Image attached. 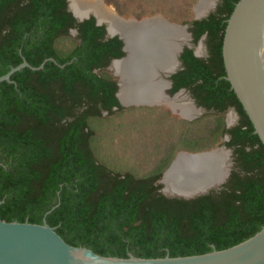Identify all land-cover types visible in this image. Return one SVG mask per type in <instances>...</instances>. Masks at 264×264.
Returning <instances> with one entry per match:
<instances>
[{
	"label": "trees",
	"instance_id": "trees-1",
	"mask_svg": "<svg viewBox=\"0 0 264 264\" xmlns=\"http://www.w3.org/2000/svg\"><path fill=\"white\" fill-rule=\"evenodd\" d=\"M222 0L191 21L194 42L207 36L209 55L182 54L171 93L186 88L198 106L235 109L238 124L218 126L234 166L218 190L169 198L159 171L146 177L110 169L95 155L90 120L125 109L116 79L100 75L126 54L95 17L78 22L67 0H0V218L47 222L71 246L105 257L146 259L202 255L238 245L264 227V144L227 80L224 36L236 4ZM77 31L79 44L60 54L56 41Z\"/></svg>",
	"mask_w": 264,
	"mask_h": 264
},
{
	"label": "water",
	"instance_id": "water-1",
	"mask_svg": "<svg viewBox=\"0 0 264 264\" xmlns=\"http://www.w3.org/2000/svg\"><path fill=\"white\" fill-rule=\"evenodd\" d=\"M67 1L69 10L78 22L95 17L97 25L106 27L107 38L119 37L123 41V50L126 55L121 59H114L110 68L118 84L117 98L124 107L146 105L145 102L138 99L130 100L127 103L123 102L121 98L123 81L121 76L114 74L113 71L114 64L129 61V43L137 49L138 53H145L144 47L153 42V35L156 32L152 25L157 20L168 28L182 30L188 37L186 41L179 44L176 51V66L168 72L159 71L158 75L168 85L163 93L168 99L170 98L165 92L171 87L168 78L176 73L179 66V55L184 47L186 45L192 47L193 45L191 34L188 31L189 26L171 23L162 18L161 15L141 20L124 19L118 15L122 22L128 26L125 27L128 31L110 32L108 23L100 21L95 13L86 12L84 15H77L71 7V0ZM207 14L208 11L197 15L196 19H202ZM71 32L77 34L76 30ZM164 36L166 35L160 36L161 40ZM204 38L199 41L201 45ZM195 54L201 57L197 49ZM223 58L227 80L231 83L255 127V132L264 144V0H240L236 4L228 20L224 36ZM27 67L39 70L44 67V64L39 68H34L25 60L20 66L11 69L9 73L0 77V84L4 81L12 83L11 76ZM183 93H185V89L176 96ZM190 101L191 105L196 108L194 101L192 99ZM195 115L187 118L193 119ZM221 151L227 154L228 165V171L222 180L190 193L167 191L165 180L170 173L176 171L179 165L180 152L160 180V183L163 184L161 192L169 198L193 199L206 195L223 185L231 174V149H214L189 154L209 157ZM59 205L60 203L52 211ZM52 211L46 214L43 224H33L29 221L25 223L6 222L0 218V264H264V227L256 235L238 245L220 251L215 249L213 252L202 255L173 258L168 254L164 258L154 259L139 258L132 254L128 258L105 257L86 247H75L68 244L57 233L56 228L51 227L47 222V216Z\"/></svg>",
	"mask_w": 264,
	"mask_h": 264
},
{
	"label": "rangeland",
	"instance_id": "rangeland-1",
	"mask_svg": "<svg viewBox=\"0 0 264 264\" xmlns=\"http://www.w3.org/2000/svg\"><path fill=\"white\" fill-rule=\"evenodd\" d=\"M101 1L124 19L141 20L161 15L171 23L188 26L198 15L196 7L202 0ZM202 43L193 48L201 56H206ZM77 44V34L71 32L59 38L55 47L60 54L66 55ZM98 73L116 79L110 66ZM183 97L190 101L185 93L177 96ZM195 111V117L188 119L163 105L146 104L125 107L112 116L91 119L90 127L95 133L92 149L96 157L112 170L131 172L136 177H146L159 171L164 174L180 152L201 153L226 148V137L220 136L218 126L223 122L226 127H232L239 121L233 109L224 114Z\"/></svg>",
	"mask_w": 264,
	"mask_h": 264
},
{
	"label": "bare ground",
	"instance_id": "bare-ground-1",
	"mask_svg": "<svg viewBox=\"0 0 264 264\" xmlns=\"http://www.w3.org/2000/svg\"><path fill=\"white\" fill-rule=\"evenodd\" d=\"M213 2L214 0H202L196 7V13L204 14ZM71 7L77 15L95 13L100 21L108 23L110 32L128 31L125 28L128 26L101 0H71ZM152 27L156 33L153 35V42L144 47L145 53H138L129 43V61L113 65L114 74L120 75L123 81L121 98L125 103L138 99L148 105H163L182 117L193 116L196 111L185 97L176 96L170 100L164 95L163 91L168 85L158 76L159 71L168 72L176 66V51L188 36L182 30L168 28L158 20ZM162 35L166 36L161 40ZM227 168L225 152L214 153L209 157L181 152L176 171L170 173L165 180L166 189L183 193L200 190L222 180Z\"/></svg>",
	"mask_w": 264,
	"mask_h": 264
},
{
	"label": "flooded vegetation",
	"instance_id": "flooded-vegetation-1",
	"mask_svg": "<svg viewBox=\"0 0 264 264\" xmlns=\"http://www.w3.org/2000/svg\"><path fill=\"white\" fill-rule=\"evenodd\" d=\"M222 3V0H214V2H213V4L210 6V8L207 10L208 11V14L204 17V18H202V19H205V18H207V17H209L210 16V14H212V13H214L217 9H218V7H219V5ZM206 11V12H207ZM202 19H194V20H202ZM193 20V21H194ZM189 27H188V31H189V33L191 34V37H192V41H191V43L193 44L192 45V47H189V46H185L184 47V49H183V51L181 52V54L179 55V66H178V69H177V71H176V73H174L173 75H171L169 78H168V80L171 82V87L170 88H168V89H166V93H167V95H169L170 96V100H172V99H174V97L181 91V90H183V89H185V94L187 95V97H188V99L190 100V99H192L193 101H194V103H195V105H196V108H195V110H197V111H200V110H202V111H207V112H212V111H208V110H206V108H204V107H202V106H198L197 104H196V101H195V99L192 97V94L190 93V91L189 90H187L186 88H181V89H179L177 92H174V93H171V91L173 90V88H174V86L176 85V82L174 81V79H173V76L174 75H176V74H178V72H180L183 68H184V60L182 59V54L184 53V50L186 49V48H190V49H193V52H194V55L196 56V54H195V50L196 49H194L193 47H194V45H198L199 44V41L203 38V37H205L204 38V40H203V42H204V49L206 48V51H207V54H206V56H201L200 58H206V57H208V55H209V46H208V43H207V36L206 35H204V36H202L201 38H200V40L197 42V43H195L194 42V37H193V34H192V32H190V28L192 27V24L190 23L189 25H188ZM196 57H199V56H196ZM160 78V77H159ZM161 79V78H160ZM187 99V100H188ZM233 109V108H232ZM233 110H235V109H233ZM236 111V110H235ZM238 118H239V115H238ZM239 120V119H238ZM238 124V123H237ZM236 124V125H237ZM235 126V125H234ZM233 127V126H232ZM230 128V127H229ZM229 140V136H226V140H225V142L226 141H228ZM226 147V146H225ZM227 148V147H226ZM229 149V148H228ZM232 150V149H231ZM233 166H234V160H233V150H232V166H231V172H232V169H233ZM230 177V176H229ZM228 180V179H227ZM227 182V181H226ZM225 182V183H226ZM224 183V184H225ZM223 184V185H224ZM223 185H221V186H219L218 188H215V189H213V190H218V189H220ZM212 190V191H213Z\"/></svg>",
	"mask_w": 264,
	"mask_h": 264
}]
</instances>
